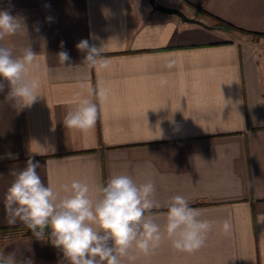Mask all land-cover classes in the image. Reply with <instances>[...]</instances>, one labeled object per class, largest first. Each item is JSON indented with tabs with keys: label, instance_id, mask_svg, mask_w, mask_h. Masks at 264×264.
Wrapping results in <instances>:
<instances>
[{
	"label": "crops",
	"instance_id": "crops-1",
	"mask_svg": "<svg viewBox=\"0 0 264 264\" xmlns=\"http://www.w3.org/2000/svg\"><path fill=\"white\" fill-rule=\"evenodd\" d=\"M156 1L203 24L148 0H0V11L27 31L3 43L14 55L27 47L37 54L29 76L41 95L19 107L0 79V252L14 253L17 264H68L50 239L8 222L5 194L30 157L42 182L61 194L73 180L95 194L111 176L127 174L137 184L154 182L162 229L176 195L212 222L196 251L164 239L148 254L133 246L122 264H264V223L256 219L264 212V0ZM196 7L259 35L209 27L213 19ZM82 39L106 45L108 69L83 63ZM61 51L69 54L65 64ZM100 88L108 90L102 103ZM83 96L98 103L96 125L65 128L64 116Z\"/></svg>",
	"mask_w": 264,
	"mask_h": 264
},
{
	"label": "clouds",
	"instance_id": "clouds-1",
	"mask_svg": "<svg viewBox=\"0 0 264 264\" xmlns=\"http://www.w3.org/2000/svg\"><path fill=\"white\" fill-rule=\"evenodd\" d=\"M21 31L27 35L20 19L8 10L0 11V79L9 86V100L19 107H31L41 96L39 81L29 76L37 54L27 47L22 54L14 55L13 48L3 43ZM76 48L86 52L84 64L100 69L110 67L106 45L97 47L82 39ZM57 57L61 64L69 60L67 51L59 52ZM3 90L4 83H0V91ZM107 91L98 89L97 101L102 103ZM98 116V103L83 96L76 108L66 113L63 124L65 128L87 132L96 125ZM8 155L13 158V154ZM39 167V162L30 157L26 167L13 173V182L4 198L8 222L19 221L37 239H50L68 264H122L133 246L148 254L164 239L177 251L193 252L204 246L212 230V222L202 219L200 211L181 195L168 202L162 229L154 219L153 210L161 206L154 199L156 187L151 180L137 184L130 175L115 174L95 194L87 182L73 180L63 186L61 194L50 182H42ZM256 219L264 223V212L258 213ZM231 227V220L225 219L222 230L227 234ZM46 230H50L47 237ZM0 264H17L15 254L0 252Z\"/></svg>",
	"mask_w": 264,
	"mask_h": 264
},
{
	"label": "water",
	"instance_id": "water-1",
	"mask_svg": "<svg viewBox=\"0 0 264 264\" xmlns=\"http://www.w3.org/2000/svg\"><path fill=\"white\" fill-rule=\"evenodd\" d=\"M148 2L151 5L152 9H157V10H160V11H163L166 13L176 14L183 21L203 24V22L201 20H199L198 18L187 16L182 10H180L177 7L163 5V4H160L159 2H157L156 0H148ZM209 27H213V26L211 25Z\"/></svg>",
	"mask_w": 264,
	"mask_h": 264
},
{
	"label": "trees",
	"instance_id": "trees-1",
	"mask_svg": "<svg viewBox=\"0 0 264 264\" xmlns=\"http://www.w3.org/2000/svg\"><path fill=\"white\" fill-rule=\"evenodd\" d=\"M195 13L196 14H204L206 16H209L213 19V28H221L222 30L224 31H239V32H242V33H247V34H251L252 36H256V35H259L258 33H255V32H250V31H246V30H243L241 28H238L218 17H215L213 15H211L210 13L206 12L205 10H203L202 8H195Z\"/></svg>",
	"mask_w": 264,
	"mask_h": 264
}]
</instances>
